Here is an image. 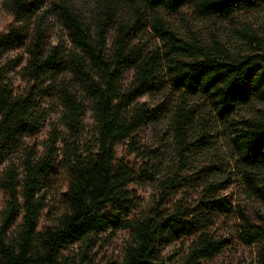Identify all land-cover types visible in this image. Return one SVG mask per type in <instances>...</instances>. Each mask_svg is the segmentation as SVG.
I'll use <instances>...</instances> for the list:
<instances>
[{"label": "trees", "instance_id": "trees-1", "mask_svg": "<svg viewBox=\"0 0 264 264\" xmlns=\"http://www.w3.org/2000/svg\"><path fill=\"white\" fill-rule=\"evenodd\" d=\"M46 3L61 19L67 45H48L39 25L30 31L27 21ZM4 4L13 22L0 32V188L9 197L0 214V264H94L90 252L99 235L117 231L128 238L115 264H201L217 257L227 242L211 228L235 210L223 192L241 182L264 201V109L251 117L243 111L254 102L264 104V52L260 47L233 55L216 39L183 35L172 22L186 9L202 19L230 20L262 8L264 0H115L97 12L95 31L72 0ZM120 7L134 17L121 18ZM145 21L157 41L147 53L132 45ZM18 48L24 57L5 58ZM17 68L23 88L10 76ZM129 70L134 74L125 83ZM144 95L161 99L140 102ZM53 104L65 132L53 127L39 143ZM88 112L95 148L82 151L66 137L80 136ZM165 120L169 128L159 142H172L175 153L168 163L158 148L142 149L138 142L143 126ZM225 133L232 159L199 161L198 152L214 147ZM123 143L140 166L118 157ZM16 153L19 164L12 159ZM57 176L67 185L64 210L54 225L39 230L45 206L40 191ZM135 183L156 189L151 207L139 215ZM247 224L245 243L258 246L257 264H264V217ZM17 225L18 237L9 241ZM189 237L194 239L185 250L167 251ZM75 245L78 251L71 253Z\"/></svg>", "mask_w": 264, "mask_h": 264}, {"label": "rangeland", "instance_id": "rangeland-1", "mask_svg": "<svg viewBox=\"0 0 264 264\" xmlns=\"http://www.w3.org/2000/svg\"><path fill=\"white\" fill-rule=\"evenodd\" d=\"M75 9L82 16L84 21L92 31L96 30V15L97 12L108 3L114 4L115 0H72ZM121 18L134 17V13L127 7L118 8ZM13 22V17L4 4V0H0V32L5 31L7 27ZM146 27L137 31L132 40V45L138 49L143 50L144 53L154 50L157 43L155 34L151 31L148 23L145 21ZM30 31L39 25L46 33V43L48 45H67L68 38L66 30L62 25L52 3H46L43 8L27 21ZM172 25L180 33L185 36H197L203 38L204 41L211 43L213 39L218 40L227 48V52L233 55H241L249 52L259 50L260 47L264 52V6L254 11L237 14L230 20L217 19H202L196 15L192 9L184 10L180 15L173 18ZM113 31L108 32L109 43L114 38ZM257 41L254 42V39ZM111 45L108 46L107 51L111 50ZM19 56L24 57V49L18 48L10 51L5 58L15 59ZM19 69L10 73L15 86L23 88L25 83L18 75ZM134 71L129 70L125 74V83L132 80ZM161 99L160 95H144L140 98V102H147L150 104L156 103ZM258 109H264V104L254 102L243 109L247 116H253ZM60 112L53 104L52 112L47 120L41 133L37 136L39 143H44L47 140L49 133L53 127L60 128L59 130L65 132L62 127H59ZM55 123V126H52ZM169 128L168 120L163 121L155 127L154 124H147L143 126L138 135V142L140 148L155 149L158 148L163 154V159L168 163L174 156L173 144L170 142L169 146L160 145V136L164 134ZM70 142L76 143L82 151H88L95 148V122L90 112L87 113L84 120V128L80 136L76 139L66 137ZM214 147L207 148L198 152L197 158L203 163L216 161L218 157L226 160L232 159V149L230 146V138L227 133L221 134L215 139ZM69 141V140H68ZM126 143H123L117 149L118 157L126 158L131 163H136L140 166L142 163L140 158H135L129 155ZM62 153L59 154L58 161H61ZM16 164L21 161L20 153H16L12 157ZM4 166L0 167V173ZM62 170V168H60ZM219 177V176H218ZM131 189L136 194L135 199V214L144 213L147 211L155 198V184H132ZM67 190V185L62 176H57L52 179L45 188L40 191L42 201L44 203V210L41 213L39 221V230L50 227L55 224L57 216L64 210V205L61 201V195ZM227 195L235 205V210L226 215H220L211 231L217 236L221 237L227 242L226 248L214 259L204 260L201 264H257L258 246L249 245L245 243L243 231L248 225V222L259 224L264 217V201L251 196L246 191L241 182H237L230 186L223 192ZM9 197L0 188V214L4 215L8 208ZM19 224V223H18ZM20 226L13 227L8 235V240H16ZM128 234L125 231H117L114 233L100 234L96 240L97 245L90 252V257L94 264H115L121 261L123 257L124 246ZM193 237L185 238L181 243L172 245L168 248L171 254L178 251L185 250V248L193 241ZM83 248H85L83 246ZM71 253H77L78 246L72 248Z\"/></svg>", "mask_w": 264, "mask_h": 264}]
</instances>
